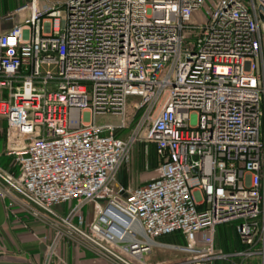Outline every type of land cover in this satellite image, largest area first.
<instances>
[{
  "label": "built area",
  "instance_id": "2783aa9c",
  "mask_svg": "<svg viewBox=\"0 0 264 264\" xmlns=\"http://www.w3.org/2000/svg\"><path fill=\"white\" fill-rule=\"evenodd\" d=\"M260 6L30 0L0 19V119L18 169L0 164V181L57 230L50 257L74 235L109 264H160L158 248L209 264L226 223L250 246L240 254H264ZM139 141L155 146L157 176L117 186ZM173 233L184 244L160 241Z\"/></svg>",
  "mask_w": 264,
  "mask_h": 264
},
{
  "label": "rangeland",
  "instance_id": "374dc122",
  "mask_svg": "<svg viewBox=\"0 0 264 264\" xmlns=\"http://www.w3.org/2000/svg\"><path fill=\"white\" fill-rule=\"evenodd\" d=\"M27 1L30 0H0V19L3 20L5 14L12 12L17 7L26 3ZM196 19L200 20V17L197 16L194 18V20ZM10 26L11 24L3 22V31H7L10 28ZM99 119L104 120L100 117ZM107 120L114 122L118 121L117 118H107ZM0 132H1V136H3L1 130ZM123 167L125 168L126 174L129 177L127 182V185H129V187L135 188L141 184L146 183L155 175L154 170L159 167V159L154 151L153 145H146L143 141H139L134 146L129 161ZM13 169L14 172L18 171L16 166H13ZM118 184L119 182L116 185L118 186ZM57 211L63 213L64 209L57 208ZM31 212H32L31 210L29 212V210L24 209L22 207L21 214L17 216L22 224V228H24V230L33 233V236L35 238V241L30 244L29 248H27L26 245H24L25 250L20 248L19 252L13 251V253L19 255V257L16 258V261L19 264H109L102 256L98 254L97 251L91 249V247L85 244L84 242L82 243L81 241H78V239L74 235H70V236L68 235L62 238H58L56 241V248L54 250V253L50 257L48 255L50 241L56 238L57 230L51 227V225L48 222L41 221L40 218L33 217L30 214ZM29 222H31V224H29ZM226 229L228 232L231 231V227H227ZM234 236L235 235H233L232 236L233 238L229 239L226 243L219 242V246L217 247L221 253L224 254L229 253L227 255H230L228 256L230 258L233 256H243V255H235V253L238 252H235V244L237 240L235 241L236 237L234 238ZM161 240L166 243L184 244L183 240L180 241L178 239H174L173 237L164 238ZM222 244L223 245L228 244L229 248L226 249ZM216 245H218L217 240H216ZM7 249L6 250L4 249L2 251L7 253L8 252ZM186 257L187 256L182 253H178L168 249L164 250L158 248L154 250V253L151 255L150 260H152V262L154 263L168 264L173 262H181L182 259ZM228 257L217 258L215 260L216 262L214 261L215 263L210 262L209 264H262L263 263L262 258L256 260V259L248 258V256H244L246 257L244 259L235 258V260L232 261L231 260L226 262L222 261V259H227Z\"/></svg>",
  "mask_w": 264,
  "mask_h": 264
},
{
  "label": "crops",
  "instance_id": "0c3cea01",
  "mask_svg": "<svg viewBox=\"0 0 264 264\" xmlns=\"http://www.w3.org/2000/svg\"><path fill=\"white\" fill-rule=\"evenodd\" d=\"M0 130L2 131V135H3L1 136V132H0V164L6 169H8L10 167L9 166L10 162L12 161L10 157L5 155L7 148V137H6V121L4 119H0ZM148 145H153V144H148ZM154 151H155V147H154ZM3 163H5L6 165H4ZM12 171H14V169ZM154 173L155 175L153 177L157 175L155 170ZM5 191H6V184L0 181V251L4 249L6 250L8 248L7 253L3 251L0 252V264H19L16 261V258H18L19 255H16L15 253H13V251L19 252L20 248L25 250L24 245H26V247L29 248L30 244L35 241V238L33 236V233L24 230V228H22V224L17 217L19 214H21V209H22L20 201L18 199V195L15 192L7 193L6 191L5 193ZM29 224H31V222H29ZM224 225H226V227L224 228H227L235 224H224ZM220 226L218 227L219 230L217 229L216 236L219 235V231L222 228ZM217 244L218 245H216V247L219 246L218 241Z\"/></svg>",
  "mask_w": 264,
  "mask_h": 264
},
{
  "label": "trees",
  "instance_id": "16d2710c",
  "mask_svg": "<svg viewBox=\"0 0 264 264\" xmlns=\"http://www.w3.org/2000/svg\"><path fill=\"white\" fill-rule=\"evenodd\" d=\"M4 165H6L5 163H3ZM10 167L8 168V169H10L11 171L13 170V166H15V164L13 163V162H10V165H9ZM128 175L126 174V170H125V168L123 167L122 169H121V171H120V173H119V175H118V182L119 183H121V184H124V185H127V182H128ZM220 227H222L221 229H220V231H219V235H220V237H219V235H217V241H218V243L219 242H227L229 239H232L233 237V235H235L234 236V238H235V241H236V244H235V252H243V251H246L248 248H249V246L247 245V244H245L243 241H242V239H241V236H240V234L238 233V231H237V229H236V226L235 225H231L230 227H231V231L230 232H228L227 231V229L226 228H224V227H226V225H222V226H220ZM219 230V229H218ZM230 236H231V238H230ZM174 238V239H178V240H183L182 239V237H181V234L180 233H173V234H170V235H166V236H164V237H162L161 239H164V238ZM223 240V241H222ZM184 241V240H183ZM223 245V244H222ZM226 249H228L229 248V246H228V244H226V245H223ZM231 247V246H230ZM261 246L260 245H258V248H260ZM261 249V248H260ZM227 254H229V253H227ZM235 258H240V259H244V258H246V257H244V256H233V257H228L227 259H222V261L223 262H226V261H229V260H235ZM248 258H252V259H256V260H259V259H261L262 257H261V255H258V254H254V255H252V256H250V257H248ZM216 260V259H215ZM215 260H212L211 261V263H213ZM216 262V261H215ZM214 262V263H215Z\"/></svg>",
  "mask_w": 264,
  "mask_h": 264
},
{
  "label": "bare ground",
  "instance_id": "6f19581e",
  "mask_svg": "<svg viewBox=\"0 0 264 264\" xmlns=\"http://www.w3.org/2000/svg\"><path fill=\"white\" fill-rule=\"evenodd\" d=\"M146 144V143H145ZM146 145H148V144H146ZM155 147V146H154ZM155 152H156V149H155ZM157 154V153H156ZM159 165H160V162H159ZM159 168V167H158ZM158 168H156L155 169V171H156V173H157V169ZM120 173V172H119ZM119 175V174H118ZM157 176V175H156ZM155 176V177H156ZM154 178V177H153ZM117 181H118V178H117ZM120 185H124V184H121V183H119ZM124 186H127V187H129L128 185H124ZM138 187V186H137ZM131 188V187H130ZM136 188V187H135ZM226 224H235V223H226ZM221 225H224V224H221ZM220 226V225H219ZM218 226V227H219ZM235 226H236V229H237V225L235 224ZM218 227H217V229H218ZM217 229H216V233H217ZM238 231V230H237ZM216 233H215V247H216ZM239 233V232H238ZM170 235V234H169ZM164 237V236H163ZM181 237H182V235H181ZM182 239H183V237H182ZM162 242V241H161ZM164 243H166V242H164ZM166 244H169V245H171V244H180V243H166ZM258 245H260L261 247V249L263 248V244L261 243V242H258L257 241V243H256V246H255V251H258V250H261L260 248H258ZM249 246V245H248ZM249 248H250V246H249ZM249 248L246 250V251H248L249 250ZM216 249H217V251H218V254L219 255H221L222 257H219V258H226V257H228V256H230V255H227V254H224V253H221L219 250H218V248L216 247ZM246 251H243V252H246ZM243 252H238V253H235V255H243V256H248V257H250L249 255H244V254H240V253H243ZM255 254H258V253H255ZM234 255V254H233ZM254 255V254H253ZM258 255H261V254H258ZM252 256V255H251ZM261 257H262V259H263V261H264V254H262L261 255ZM188 260V257H186V258H184V259H182V261L181 262H186ZM174 263V262H173ZM168 264H172V263H168Z\"/></svg>",
  "mask_w": 264,
  "mask_h": 264
},
{
  "label": "water",
  "instance_id": "95a60500",
  "mask_svg": "<svg viewBox=\"0 0 264 264\" xmlns=\"http://www.w3.org/2000/svg\"><path fill=\"white\" fill-rule=\"evenodd\" d=\"M260 9H261L262 11H264V8H263L262 6H260ZM260 17H261V19L264 21V13H263V12H260Z\"/></svg>",
  "mask_w": 264,
  "mask_h": 264
}]
</instances>
